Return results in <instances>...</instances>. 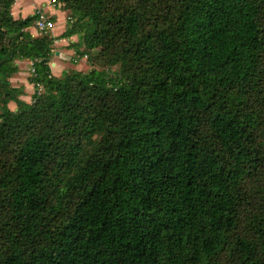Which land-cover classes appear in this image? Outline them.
Segmentation results:
<instances>
[{"label": "trees", "instance_id": "16d2710c", "mask_svg": "<svg viewBox=\"0 0 264 264\" xmlns=\"http://www.w3.org/2000/svg\"><path fill=\"white\" fill-rule=\"evenodd\" d=\"M14 2L0 264H264V0H55L73 20L58 37ZM73 36L118 72L54 76L53 43Z\"/></svg>", "mask_w": 264, "mask_h": 264}, {"label": "rangeland", "instance_id": "374dc122", "mask_svg": "<svg viewBox=\"0 0 264 264\" xmlns=\"http://www.w3.org/2000/svg\"><path fill=\"white\" fill-rule=\"evenodd\" d=\"M30 5H31L30 1L22 2V6H24V7H28ZM44 6L45 7H43V8L41 6H39V7L44 9V11L46 13L52 15V13L49 10L50 8L54 11L53 14H55V16H56L54 18V20H55L54 22H56V24H55L54 30L48 31L47 33H43L41 35L48 34V35L52 36L53 33H55V34L58 33L60 31V29L62 28L61 23L63 21V18L67 20L68 17H72V16H71L69 11H65L61 7H60V10H58L57 7H56V9H53V7L47 3H45ZM73 19H75V18L73 17ZM61 30L64 31L65 28H62ZM30 32L32 34H35V36L40 35V33H38V32L36 33L33 28H32V30H30ZM78 38H79V36H74L73 38H71L67 41H61V42H60V39L56 40L52 46L53 53H52V56H50V62H51V60H56L58 65L64 66L63 72H67V73H70V72L75 71V70L80 71L82 73H87L89 70L94 69V70H98V71H104L107 74L113 76V74L118 72V70H119L118 65H111L109 62V59H105L99 54V49L89 51L87 53L86 48L84 46V43L82 42V40H79ZM67 49L68 50L73 49V52L71 54H69L70 52H67ZM60 51H64V54H65L62 59L56 58L55 52H60ZM83 54L86 55V58H84V59H83V57H84ZM75 58L78 60L76 63H74L72 61ZM75 66H77V67H75ZM20 67H22L23 71L25 72L24 74H22L20 76V78H27V81L30 82L29 81L30 77L28 74L29 73L28 67H26V65H24V64L23 65L21 64ZM57 70H58L57 67L52 69L53 72H57ZM61 75L62 74H59V76H61ZM19 81H20L19 79L18 80H12V79L10 80L12 86H15V83L16 82L19 83ZM33 91L27 92L25 95L27 97L31 96ZM25 100L29 102V98H27ZM8 107L11 110H15V106L13 103H10L8 105Z\"/></svg>", "mask_w": 264, "mask_h": 264}, {"label": "crops", "instance_id": "0c3cea01", "mask_svg": "<svg viewBox=\"0 0 264 264\" xmlns=\"http://www.w3.org/2000/svg\"><path fill=\"white\" fill-rule=\"evenodd\" d=\"M27 1H30L31 5L28 6V7L22 6V2H27ZM45 3L49 4V0H15L14 4L12 5V8H11V14H12L14 19L25 18L27 16L32 15L35 12L36 9L40 8L39 6H41L42 8L45 7L44 6ZM53 9H56V8H53ZM49 10L52 13V15L51 14H49V15H50L51 19L54 22L55 21L54 18L56 17L55 14H53L54 11L51 8ZM55 24H56V22H54V27H53L52 30H54ZM61 24H62L61 27L65 28V30H66L68 24H70V23L66 19L63 18V21H62ZM61 29H60V31L58 33H56V34L53 33L52 36L53 37L60 36L65 31V30L63 31ZM30 30H32V28H29V31ZM52 30H50V31H52ZM34 31H35V29H34ZM35 32L37 33V31H35ZM32 35L35 36V34H32ZM73 37H71V38H73ZM67 40H69V39H60V42L61 41H67ZM67 52H70L69 54H71L73 52V49H69V50L67 49ZM55 54H56V58H59V59H62L63 56L65 55L64 51L55 52ZM28 63H29L28 61H20V62H18L17 65H18L19 71L13 78H11L12 80H18V79L20 80L19 83L18 82L15 83V86H17V87L23 86L25 94L27 92L33 91V88L31 87V85L27 81V78H20V76L25 73L23 71V68L20 67L21 64L22 65L24 64V65H26V67H28ZM50 65H51L52 69L56 68V67L58 68L57 72H53L52 71V74L54 76L58 77L59 74L63 73V69H64L63 67L64 66L63 65H58L56 60H51ZM75 67H77V66H75ZM23 98L27 99V96H24Z\"/></svg>", "mask_w": 264, "mask_h": 264}, {"label": "built area", "instance_id": "2783aa9c", "mask_svg": "<svg viewBox=\"0 0 264 264\" xmlns=\"http://www.w3.org/2000/svg\"><path fill=\"white\" fill-rule=\"evenodd\" d=\"M49 5L52 6L53 8H56V2L55 0H49ZM36 13V20L34 22V26L36 31L38 32H46L49 30H52L54 27V22L52 21L51 17L49 16L48 13H46L44 11V9L42 8H38L35 10ZM67 21L69 23H72V18L68 17ZM86 58V55H84L83 59ZM74 63H76L78 60L75 58L72 60ZM28 74L30 78H35L36 74H35V70L32 66V62L28 61ZM32 86L36 89V90H41L42 86L39 83H33Z\"/></svg>", "mask_w": 264, "mask_h": 264}]
</instances>
